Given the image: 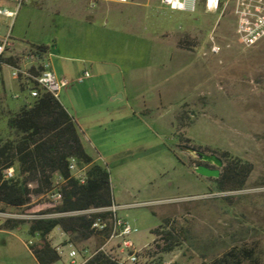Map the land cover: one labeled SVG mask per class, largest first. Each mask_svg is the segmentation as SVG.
Listing matches in <instances>:
<instances>
[{"label":"rangeland","instance_id":"374dc122","mask_svg":"<svg viewBox=\"0 0 264 264\" xmlns=\"http://www.w3.org/2000/svg\"><path fill=\"white\" fill-rule=\"evenodd\" d=\"M131 1L26 0L12 34L49 46L52 65L72 81L61 103L103 125L81 131L82 140L110 171L113 200L123 205L117 214L136 229L132 242L152 246L141 264L160 263L151 230L167 217L183 239L164 261L202 264L237 245L253 247L264 264V39L243 46L231 7L207 10L200 0L190 12L161 0ZM85 71L91 77L78 82ZM26 99L33 100L6 69L0 138ZM236 158L252 164L241 190L219 191L215 177L195 171L198 160L222 172ZM50 235L55 244L66 237L60 227ZM94 235L104 244L103 233ZM31 240L40 235L28 224L0 228V264H39Z\"/></svg>","mask_w":264,"mask_h":264},{"label":"trees","instance_id":"16d2710c","mask_svg":"<svg viewBox=\"0 0 264 264\" xmlns=\"http://www.w3.org/2000/svg\"><path fill=\"white\" fill-rule=\"evenodd\" d=\"M26 48L49 52V46L29 44ZM21 91L25 84L18 82ZM8 120L9 132L0 138V211L22 208L29 213L43 214L51 211H77L92 207H109L113 204L111 174L108 168L96 161L86 150L78 122L61 101L51 93L40 90L39 95L18 110L11 111ZM75 157L80 165L87 166V182L80 183L71 176L70 158ZM15 167V176L4 178V170ZM252 170V164L236 158L228 161L220 176L215 179L219 191H237L245 187ZM62 174L64 200L54 206L48 200L30 202L28 183H37L35 192L50 188L54 173ZM99 214L90 216H69L61 218H42L32 221L7 219L0 228L13 229L28 224L29 233L39 234L40 240L29 245V249L39 264H53L60 255L52 246L49 235L56 227L67 233L70 239H88L96 233L91 224ZM108 216L109 213H104ZM183 230L176 220L165 218L158 227L151 230L155 235L160 263L164 255L174 251L183 239ZM110 230L104 233V240ZM157 236V237H156ZM100 242H103L101 240ZM103 259L102 264H117L105 254L95 256ZM174 264H178L175 262ZM202 264H260L253 247L232 246L223 255Z\"/></svg>","mask_w":264,"mask_h":264},{"label":"built area","instance_id":"2783aa9c","mask_svg":"<svg viewBox=\"0 0 264 264\" xmlns=\"http://www.w3.org/2000/svg\"><path fill=\"white\" fill-rule=\"evenodd\" d=\"M119 3H127L130 0H114ZM200 0H162L173 10H183L193 12ZM26 0H5L0 4V83L4 80L6 69L9 71L11 79L25 84V90L29 96L34 99L39 95L40 90L51 93L54 97H60L61 91L70 86V81L65 76H58L51 63L50 52H43L37 49H20L13 37V25L19 10ZM10 4L12 7H9ZM207 10L219 11L220 9L232 8L236 16V34L241 44L245 47H252L264 39V0H204ZM4 20L7 21L6 28ZM91 77L89 71L77 78L78 82H83ZM16 98L20 95H16ZM26 103H30L26 99ZM69 170L71 176L78 179L80 183L87 182V166L80 165L75 157L70 158ZM15 176V167L11 166L4 170V178L10 179ZM66 178L59 172L54 173L52 183L49 189L40 194V200H48L54 206H59L64 200L63 185ZM30 189L29 197L32 204L35 202V189L37 183H28ZM123 205L113 202L109 207H92L77 211H51L48 213L37 214L23 211L22 208L11 211H0V223L7 219L32 221L42 218H61L69 216H81L97 213L99 214L93 223L91 229L99 233H105L110 230V234L104 244L97 248L91 258L99 254H105L111 260L119 264H141L140 255L151 249L150 244L137 248L132 242L130 236L136 231L135 228L125 219L118 216L117 211ZM104 213H109L104 216ZM65 233V232H64ZM61 243H53L51 235L49 240L52 246L60 255V260L69 259L73 264L81 256L80 250L70 239L67 233ZM29 245L33 244L31 240ZM109 249V250H108ZM112 250V251H111ZM174 260H168L159 264H174Z\"/></svg>","mask_w":264,"mask_h":264},{"label":"crops","instance_id":"0c3cea01","mask_svg":"<svg viewBox=\"0 0 264 264\" xmlns=\"http://www.w3.org/2000/svg\"><path fill=\"white\" fill-rule=\"evenodd\" d=\"M129 2H132V1L130 0ZM129 2H127V3H129ZM161 2H162V0H161ZM17 45H18V48H20V49H25L27 47L26 44H22V43H19V42H17ZM50 57H51V53H50ZM53 69L55 70V72L57 73L58 76H63L62 74H59L56 71L54 66H53ZM59 100H60V97H59ZM86 115L79 116L78 113H77L76 116H74V117H75L76 121L78 122L80 130L83 132L84 135L87 136L90 132L93 131V127L95 125H99L98 127H100V128H102L103 125L101 123L98 124L97 120L89 118V116L88 115L86 116ZM83 243H84V245L82 246V248L77 246L78 249L80 250V254H81V256L76 259L77 263L102 264L103 261H104L103 259H97L96 260L95 257L91 258L92 253L96 250V249H93V248L94 247H96V248L98 247L99 248L100 246L103 245V244H101V245L97 246L96 236L92 235L88 239L84 240ZM53 264H73V263L69 259H62V260H59V261H57V262H55ZM117 264H119V263H117Z\"/></svg>","mask_w":264,"mask_h":264},{"label":"water","instance_id":"95a60500","mask_svg":"<svg viewBox=\"0 0 264 264\" xmlns=\"http://www.w3.org/2000/svg\"><path fill=\"white\" fill-rule=\"evenodd\" d=\"M219 162L220 160L217 159ZM195 171L202 176L205 177H215L218 178L221 174V169L219 166L212 167L210 165L204 164V163H198L195 166Z\"/></svg>","mask_w":264,"mask_h":264},{"label":"flooded vegetation","instance_id":"af4514ba","mask_svg":"<svg viewBox=\"0 0 264 264\" xmlns=\"http://www.w3.org/2000/svg\"><path fill=\"white\" fill-rule=\"evenodd\" d=\"M208 162H209L208 160H198V161H197V163H204V164L210 165V166H212V167H216V165H214V164H210V163H208Z\"/></svg>","mask_w":264,"mask_h":264},{"label":"bare ground","instance_id":"6f19581e","mask_svg":"<svg viewBox=\"0 0 264 264\" xmlns=\"http://www.w3.org/2000/svg\"><path fill=\"white\" fill-rule=\"evenodd\" d=\"M216 160H217V158H216ZM217 162H218V164H220L218 160H217Z\"/></svg>","mask_w":264,"mask_h":264}]
</instances>
